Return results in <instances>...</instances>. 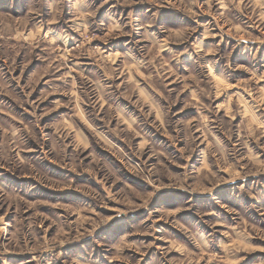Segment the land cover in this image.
I'll return each mask as SVG.
<instances>
[{"label":"rangeland","instance_id":"374dc122","mask_svg":"<svg viewBox=\"0 0 264 264\" xmlns=\"http://www.w3.org/2000/svg\"><path fill=\"white\" fill-rule=\"evenodd\" d=\"M0 264H264V0H0Z\"/></svg>","mask_w":264,"mask_h":264}]
</instances>
